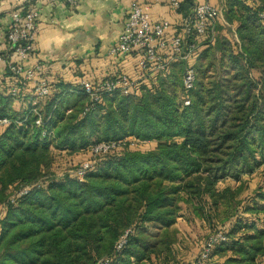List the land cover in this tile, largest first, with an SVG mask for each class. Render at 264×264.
<instances>
[{"label": "trees", "instance_id": "obj_1", "mask_svg": "<svg viewBox=\"0 0 264 264\" xmlns=\"http://www.w3.org/2000/svg\"><path fill=\"white\" fill-rule=\"evenodd\" d=\"M195 7L184 0L177 13L188 18ZM222 8L224 21L208 26L190 61V106L182 62L143 71L136 53L123 59L138 94L104 95L87 113L78 85L45 73L50 96L18 108L21 93L14 98L0 76V120L10 121L0 125V264H183L180 222L204 232L202 264H264V0ZM113 143L93 157V147ZM226 182L237 186L218 188Z\"/></svg>", "mask_w": 264, "mask_h": 264}, {"label": "built area", "instance_id": "obj_2", "mask_svg": "<svg viewBox=\"0 0 264 264\" xmlns=\"http://www.w3.org/2000/svg\"><path fill=\"white\" fill-rule=\"evenodd\" d=\"M57 1L50 0L53 4ZM61 1L70 9L75 10L79 7L81 0ZM168 3L171 10L177 13L181 2L179 0H168ZM39 18V12L33 8L12 12L6 38L7 50L0 54V63L5 64L13 77L17 79L18 84L25 86L27 82H35L33 95L29 97V101L33 106L37 105L39 100L48 98L51 93L49 81L45 77L40 76V74L44 73L45 67L40 64L26 65V62L34 54ZM221 18V8L214 6L211 2L197 4L191 16L183 18L179 24L181 33L173 34L169 37L173 31L172 25L168 21L153 23L144 4L140 0H134L123 31L116 44L110 49L108 56L120 59L136 53L138 66L143 71L149 69L164 71L174 62H182L184 68L182 100L185 106H190L189 93L194 89L196 83V71L190 64L191 58L199 48L198 39H201L206 34L209 25H214ZM193 34L197 37L194 43L188 41ZM137 81L124 72L110 76L100 83H93L88 80L80 82L78 86L92 103L90 107L86 108L85 113L95 103H99L104 95L112 94L116 91H120L124 95L138 94ZM19 94V88L12 89L11 95L14 98ZM33 111L37 115L35 124L43 129L42 136L51 135L52 133L49 134L46 129V123L42 115L37 110ZM0 125H10V121L7 119L0 120ZM115 147L116 144L114 143L96 145L92 149L93 157L95 158L101 153H107ZM94 164V161L85 162L77 172L78 177L83 178L86 172L94 167ZM28 190L23 189L20 195L26 194ZM217 238L221 241L226 240L221 234L214 240ZM125 243L126 238L123 237L116 245V249L120 250ZM208 255L209 249L205 248L193 264H202L208 258ZM99 264H108V262Z\"/></svg>", "mask_w": 264, "mask_h": 264}, {"label": "crops", "instance_id": "obj_3", "mask_svg": "<svg viewBox=\"0 0 264 264\" xmlns=\"http://www.w3.org/2000/svg\"><path fill=\"white\" fill-rule=\"evenodd\" d=\"M133 1L81 0L79 7L72 10L61 0L54 4L50 0H0V54L7 50L12 12L33 8L40 18L34 54L26 65H43L47 79L69 85H78L84 80L100 83L121 72L128 73V61L110 58L108 54L123 31ZM140 1L153 23L168 21L172 30L179 27L183 17L171 10L168 0ZM205 2L218 4L219 0H195V5ZM4 66L0 63L3 83L19 88L20 98L28 100L35 82L22 86L11 81L12 78L5 76Z\"/></svg>", "mask_w": 264, "mask_h": 264}, {"label": "rangeland", "instance_id": "obj_4", "mask_svg": "<svg viewBox=\"0 0 264 264\" xmlns=\"http://www.w3.org/2000/svg\"><path fill=\"white\" fill-rule=\"evenodd\" d=\"M218 5L221 7V10H223L222 8L223 0H219ZM221 19L222 21H224L223 13H222ZM7 87L8 86L4 84V89H6ZM7 89L8 91H10L11 88L8 87ZM21 100L22 98H19V100L16 101V105L18 108L21 107V103H20ZM61 160L62 159L60 158L57 159V164H56L57 167H60V166L65 167V165H63ZM259 180L260 178L256 176L251 178V180L249 181L250 190L251 189L253 190L257 186V184L259 183ZM228 185L237 186V184L234 182H228V183L226 182V183H220L218 185V188L221 189ZM245 195H246V192L242 195V198L245 197ZM178 228L180 229V233H181L180 239L182 240V242L179 245L180 247L178 251L179 259L181 260L183 264H193L199 258L200 254L204 251V249L206 248L207 243H205L204 232H202L198 226H195V225L188 226L185 222H180L178 225ZM151 232L154 233L153 230H151ZM217 236L218 235H216V237Z\"/></svg>", "mask_w": 264, "mask_h": 264}]
</instances>
